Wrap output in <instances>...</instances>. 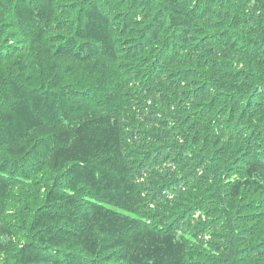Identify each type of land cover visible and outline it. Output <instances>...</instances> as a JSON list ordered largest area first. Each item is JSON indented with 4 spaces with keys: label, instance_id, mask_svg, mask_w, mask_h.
Listing matches in <instances>:
<instances>
[{
    "label": "trees",
    "instance_id": "obj_1",
    "mask_svg": "<svg viewBox=\"0 0 264 264\" xmlns=\"http://www.w3.org/2000/svg\"><path fill=\"white\" fill-rule=\"evenodd\" d=\"M4 259L264 264V0H0Z\"/></svg>",
    "mask_w": 264,
    "mask_h": 264
},
{
    "label": "rangeland",
    "instance_id": "obj_2",
    "mask_svg": "<svg viewBox=\"0 0 264 264\" xmlns=\"http://www.w3.org/2000/svg\"><path fill=\"white\" fill-rule=\"evenodd\" d=\"M227 209H229V208H227ZM229 210H230V209H229ZM229 210H228V211H229ZM211 251H212L211 253H215L213 249H211ZM3 264H7L6 259H4Z\"/></svg>",
    "mask_w": 264,
    "mask_h": 264
}]
</instances>
